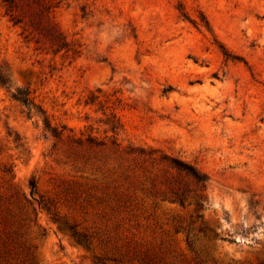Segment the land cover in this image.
I'll list each match as a JSON object with an SVG mask.
<instances>
[{
  "label": "rangeland",
  "instance_id": "1",
  "mask_svg": "<svg viewBox=\"0 0 264 264\" xmlns=\"http://www.w3.org/2000/svg\"><path fill=\"white\" fill-rule=\"evenodd\" d=\"M55 3L50 18L71 48L57 55L47 40L26 39L0 0V64L37 105L28 118L0 87V187L7 186L3 169L12 167L11 183L21 193L30 195L35 181L38 199L71 223L92 226L97 210L79 185L102 190L111 180L72 166L67 136L111 142L115 112L122 148L154 152L127 158L133 183L121 191H137L133 212L121 217L122 236H150L145 230L157 223L171 234L187 230L193 250L210 249L218 264H258L264 259V0ZM31 5L33 13L38 7ZM46 119L68 128L63 141L46 130ZM164 155L196 166L205 188L160 161ZM145 181L155 185V197L140 190ZM170 188L189 194L184 207L172 202ZM30 226L37 264H94L63 220L39 210ZM206 228L220 237L201 239Z\"/></svg>",
  "mask_w": 264,
  "mask_h": 264
},
{
  "label": "trees",
  "instance_id": "2",
  "mask_svg": "<svg viewBox=\"0 0 264 264\" xmlns=\"http://www.w3.org/2000/svg\"><path fill=\"white\" fill-rule=\"evenodd\" d=\"M57 1L1 0V3L6 16L15 26L22 28V34L26 39L32 38L29 39L30 41L37 38V44L43 39L47 40L52 51L57 55L62 51L67 53L71 51L67 38L50 18L52 4L56 2L55 4L60 5L63 0ZM21 2H27L25 5L27 10L21 6ZM31 4L38 7L33 13L30 12ZM0 87L6 89L12 99L24 107L28 118L35 115L34 111H36L37 105L32 93L28 89L14 87L9 70L2 64H0ZM44 124L46 130L59 142L64 140L65 134L69 131L66 126H53L49 119H46ZM109 126L114 134V139L111 142L100 141L92 134L86 136L82 134L80 137L73 134L67 136V151L65 153L68 162L80 170L90 168L94 172L93 175L104 176L103 180H111L106 185V189L102 190L99 189L100 186L89 188L79 185L82 189L78 190L79 193L87 194L88 206L97 210L94 214L96 220L90 227L82 228L79 224L71 223L43 197L38 199L35 181L30 183V195L21 193L11 183L14 180L12 167L3 169V176L8 179L7 186L0 187V264H37L36 238L33 236L30 224L32 222L37 224L39 210L46 211L55 222L63 220L66 229L77 243L90 251L94 264H218L216 258L210 255V249L203 252L193 250L189 242V234L185 229L183 231L174 229V234H171L170 231H165L162 226L155 223L145 230V234L151 233L150 236L143 238L122 236L125 223L121 217L129 210L133 212L131 210L132 202H134L132 199L137 191L135 190L132 195H127L128 190L121 191L125 187L124 182L128 183L134 177L135 167L129 164L127 158L128 156L152 157L154 152L132 146L122 148L118 137L123 130V125L115 112L111 114ZM57 146L55 143L54 149ZM160 161L169 164L173 169L185 174L205 188V175L192 163L168 155L160 157ZM94 181L98 182V179ZM117 184L120 186L117 187ZM140 185V190L144 194L155 197L154 184H151L152 187H147L148 182L145 181ZM130 188L128 187V189ZM170 190L172 202L184 207L189 194L180 193V190L175 191L171 188ZM98 191H101V196ZM73 195L75 199H78V192ZM32 216L35 217L34 220ZM196 218L199 220L202 216L198 215ZM180 233H186V237L182 241L176 238ZM199 235H201V239L209 242L216 241L220 237L208 228L199 230ZM182 242L186 243L185 248L182 247ZM258 264H264V259L258 261Z\"/></svg>",
  "mask_w": 264,
  "mask_h": 264
}]
</instances>
